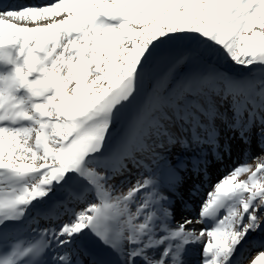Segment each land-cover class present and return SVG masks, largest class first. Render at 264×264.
Wrapping results in <instances>:
<instances>
[{
    "label": "snow or ice",
    "instance_id": "snow-or-ice-1",
    "mask_svg": "<svg viewBox=\"0 0 264 264\" xmlns=\"http://www.w3.org/2000/svg\"><path fill=\"white\" fill-rule=\"evenodd\" d=\"M221 130L264 151V0L0 4V264H264V156L213 181Z\"/></svg>",
    "mask_w": 264,
    "mask_h": 264
},
{
    "label": "rangeland",
    "instance_id": "rangeland-1",
    "mask_svg": "<svg viewBox=\"0 0 264 264\" xmlns=\"http://www.w3.org/2000/svg\"><path fill=\"white\" fill-rule=\"evenodd\" d=\"M244 74L245 73H243L241 75H244ZM236 140H239L238 136H235L231 132H227L225 130H221L220 134H219V137H218V140H217L218 147L213 148V146H211V145L205 146V152H206L207 155L209 154L210 150H215V152L218 153V152H220L222 150H226L225 146L227 145L228 149L231 147L229 150H232L231 153H232V155H234V157H236L235 155L237 154L238 162L233 161L234 167L239 165V164L245 163V162L248 163V164L251 163V162H255V163L251 164L253 166V168H255V165L258 163V157L264 156V151H262V147L258 146L256 141H255V138H253V141H252L250 146H248V145L243 146V145L237 144V145H235V149H234V148H232L230 143H234V141H236ZM213 162H217L216 163L217 166L220 167L219 170H221L222 167H227L228 166V164L225 163L224 161H216V160H214ZM227 172L228 171H226V173ZM184 174H187V173L185 172ZM222 175H225V174L221 173V171H217L215 173L216 177L222 176ZM245 178H246V176L239 177V179H245ZM194 179L196 180L195 176H194ZM184 187H185V185L182 186V188H184ZM206 190H209V187H206L205 189H203V191H206ZM183 197L184 198L185 197H189L188 193L187 194L185 193L183 195ZM196 203H197L196 200H195L194 203H191V208L194 209V211L196 212V215H197L199 209H198V207H196ZM180 204H181V200H179L177 202V207L174 209V218H175V220H177V218L179 217L180 214H183L182 211H183L184 207L182 206V204L181 205ZM197 217L198 216H192L191 217L193 222L197 219ZM198 226H199L198 230H200L202 227H200V225H198Z\"/></svg>",
    "mask_w": 264,
    "mask_h": 264
},
{
    "label": "bare ground",
    "instance_id": "bare-ground-1",
    "mask_svg": "<svg viewBox=\"0 0 264 264\" xmlns=\"http://www.w3.org/2000/svg\"><path fill=\"white\" fill-rule=\"evenodd\" d=\"M219 137V136H218ZM227 142V141H226ZM231 144V146H232V148H234L235 149V145H237V144H240V145H243V146H245V144H243L241 141H239V140H236V141H234V143H230ZM220 145V144H219ZM231 148V147H230ZM229 148V149H230ZM230 152H232V150H230ZM236 157H234V155H232V153L229 155V152L227 151V150H222V151H220V152H215V150H210L209 151V154L207 155V158H208V160L210 161V165H209V168H210V174H211V177H212V180L213 181H215L216 180V176H215V173L217 172V171H221L223 174H227L226 173V171H230L232 168H234V163H233V161H235V162H238V159H237V154L235 155ZM214 160H216V161H224L225 163H227L228 164V166L227 167H222L221 168V170H219V166H217V162H213ZM253 163H255V162H251V163H249L250 165L251 164H253ZM182 175L184 176V179H185V183H183V184H181L180 185V187H179V189H178V191H179V193L181 194V195H184L186 192H188L187 190H188V187L191 185V183H192V181L193 180H195L194 179V176L195 175H193V177H191V179H189V174L187 173V174H184V173H182ZM196 178V177H195ZM197 179V178H196ZM246 179V178H245ZM183 185H185V188H184V190H182L183 188H182V186ZM187 194V193H186ZM204 195H205V193H203L202 191L200 192V194H199V196L196 198L197 199V205L199 204V202L204 198ZM174 199H175V205H174V209L177 207V202L179 201V200H181L180 198H179V196H177V197H174ZM185 200L187 199V198H184ZM182 202V201H181ZM182 206H183V203H182ZM184 207V206H183ZM182 213L183 214H180L179 215V217L177 218V220H175V218H174V223H175V221H180L181 220V218L182 217H184V216H186V217H188L189 219L192 217V216H198V214L196 215V212L194 211V209L193 208H191L190 207V209L189 210H185V209H183V211H182ZM194 218V217H193ZM192 219V218H191ZM43 223V222H42ZM199 223H196V220L193 222V224L191 225V226H189V229H191V228H195L196 229V231L198 232V229H199ZM255 253H253V255H254Z\"/></svg>",
    "mask_w": 264,
    "mask_h": 264
},
{
    "label": "trees",
    "instance_id": "trees-1",
    "mask_svg": "<svg viewBox=\"0 0 264 264\" xmlns=\"http://www.w3.org/2000/svg\"><path fill=\"white\" fill-rule=\"evenodd\" d=\"M242 73H244V71L243 70H239L237 74H242Z\"/></svg>",
    "mask_w": 264,
    "mask_h": 264
}]
</instances>
